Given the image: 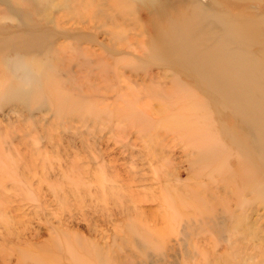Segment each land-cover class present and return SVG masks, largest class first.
Segmentation results:
<instances>
[{
  "label": "rangeland",
  "instance_id": "rangeland-1",
  "mask_svg": "<svg viewBox=\"0 0 264 264\" xmlns=\"http://www.w3.org/2000/svg\"><path fill=\"white\" fill-rule=\"evenodd\" d=\"M160 1L0 0V264H264L254 131L153 59ZM210 4L264 66V0Z\"/></svg>",
  "mask_w": 264,
  "mask_h": 264
},
{
  "label": "bare ground",
  "instance_id": "bare-ground-1",
  "mask_svg": "<svg viewBox=\"0 0 264 264\" xmlns=\"http://www.w3.org/2000/svg\"><path fill=\"white\" fill-rule=\"evenodd\" d=\"M158 2L161 4L160 0L151 4ZM188 3V13H178L173 22L169 20V27L159 32L154 42L160 47L153 59L174 74L190 77L219 107H230L234 115L250 122L252 128L248 130L255 136L252 149L264 162V66L241 47L250 35L252 22L212 11V0Z\"/></svg>",
  "mask_w": 264,
  "mask_h": 264
}]
</instances>
